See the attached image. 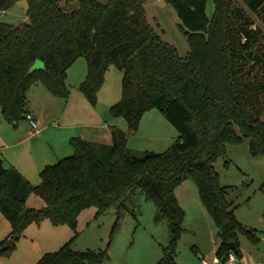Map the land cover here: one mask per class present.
<instances>
[{
	"label": "trees",
	"instance_id": "16d2710c",
	"mask_svg": "<svg viewBox=\"0 0 264 264\" xmlns=\"http://www.w3.org/2000/svg\"><path fill=\"white\" fill-rule=\"evenodd\" d=\"M18 1L0 0V9ZM26 1L28 21H0V112L5 120L18 126L26 119L28 93L38 80L54 95L68 97L67 69L83 55L88 72L80 88L92 103L107 70L116 66L123 71V90L110 108L112 115L124 117L134 132L144 113L157 108L179 135L167 150H147L142 156L131 154L128 134L118 127L112 129L111 144L72 137L74 153L46 165L38 185L15 167L1 166L0 211L12 226L9 238L17 242L31 223L45 218L76 229L80 213L90 206L102 214L117 205L121 213L125 201L142 190L170 224L169 245L159 264H176L185 219L176 188L191 179L217 227L218 255L225 258L234 241L241 256L240 234L257 244L258 231L236 215L238 205L230 199L236 188L222 185L215 167L227 145L245 137L251 154L264 157L263 32L244 8L235 0H214L209 16L208 0H164L188 36L189 50L181 55L150 23L147 0ZM243 2L264 15V0ZM38 58L45 67L33 69ZM31 193L44 198L45 206H28ZM74 238L36 264H104L109 258L107 249L76 250Z\"/></svg>",
	"mask_w": 264,
	"mask_h": 264
},
{
	"label": "rangeland",
	"instance_id": "374dc122",
	"mask_svg": "<svg viewBox=\"0 0 264 264\" xmlns=\"http://www.w3.org/2000/svg\"><path fill=\"white\" fill-rule=\"evenodd\" d=\"M70 1L63 0L62 4ZM235 1L244 8L254 26L262 30L260 42H264V15L249 10L243 0ZM145 6L154 28L175 45L181 55H186L190 47L188 36L180 29V19L173 6L164 0H147ZM207 12L212 16L214 0H208ZM0 21L14 25L28 21L27 1L19 0L9 10L0 9ZM260 45L264 47V43ZM44 67L45 62L40 58L33 65V69ZM87 72L88 62L83 55L68 67L67 84L71 90L68 97L54 95L41 80L31 87L27 107L39 117V131L34 134L27 118L14 126L0 112V164L3 168L15 167L32 184L38 185L46 165L74 153L72 137L107 141L112 136L109 123L125 129L128 147L135 156H142L147 150L162 152L174 143L176 139L170 128L177 134L178 131L157 108L144 113L134 132L129 131L124 117L112 115L111 106L122 99L123 72L120 68L112 66L107 70L96 103H92L80 88ZM215 167L221 184L236 188L230 198L238 205L237 217L245 226L257 228L264 239V157L251 154L250 139L245 137L241 143H229L226 156L220 157ZM176 195L185 210L184 232L177 244V264H200L203 260L195 245L211 259L220 242L217 227L193 180L181 183ZM27 204L41 208L46 202L31 193ZM73 237L72 245L76 250L107 249L109 258L104 264H159L163 248L169 245L170 224L155 202L139 190L125 201L121 213L117 205L102 214H98L96 206L84 209L76 229L67 223L54 225L49 218L39 224L31 223L11 252L3 255L1 264H36L43 253L56 251ZM240 247L241 257H245L242 264L264 263V253L245 234H240Z\"/></svg>",
	"mask_w": 264,
	"mask_h": 264
},
{
	"label": "crops",
	"instance_id": "0c3cea01",
	"mask_svg": "<svg viewBox=\"0 0 264 264\" xmlns=\"http://www.w3.org/2000/svg\"><path fill=\"white\" fill-rule=\"evenodd\" d=\"M123 72V71H122ZM29 112L30 113H32L33 115H34V117L36 118V120L38 121L39 120V117H38V115L36 114V112L34 111V110H31V109H29ZM39 122V121H38ZM109 126H110V131H111V133H112V129H113V127L115 126V124H113V123H109ZM122 130H124L125 131V129H123V128H121ZM172 131V134H173V138L174 139H177L178 138V135H179V132H178V134L174 131L173 132V128L171 129L170 128V132ZM98 142H100V141H98ZM102 143H106V144H111L112 143V136H111V139H108L107 141H104V142H102ZM25 176V175H24ZM29 198V197H28ZM231 199V198H230ZM178 200H179V202H180V198L178 197ZM28 201V200H27ZM234 201V200H233ZM235 202V201H234ZM45 206V205H44ZM237 209V208H236ZM239 219V218H238ZM240 220V219H239ZM241 221V220H240ZM242 222V221H241ZM243 223V222H242ZM249 228V227H248ZM253 229H256L257 231H258V235L260 236V238L262 239V236H261V234H260V231L257 229V228H253ZM11 231H12V226H11V224H10V221L3 215V213L0 211V245L1 244H4V242L7 240V239H9V237H10V233H11ZM183 234V233H182ZM220 243V242H219ZM196 247H198V250H199V252H200V254H201V259L203 260V258L204 257H208L207 256V254H205L203 251H202V249H201V247H199L198 245H195ZM218 247H219V244H218ZM218 247H217V249H216V252H217V250H218ZM240 249H241V247H240ZM39 250L40 249H38V251H37V254H38V257L40 256V253H39ZM242 251V250H241ZM43 254H45V253H43ZM42 254V255H43ZM41 255V256H42ZM40 256V257H41ZM242 256V255H241ZM241 256H239V257H241ZM2 257H3V255H0V264L1 263H3V260H2ZM39 257V258H40ZM242 258V257H241ZM243 262H245V257L244 258H242V262H241V264L243 263ZM259 262V261H258ZM262 262V261H261ZM176 264H177V261H176ZM200 264H204L203 262L201 263L200 262Z\"/></svg>",
	"mask_w": 264,
	"mask_h": 264
},
{
	"label": "built area",
	"instance_id": "2783aa9c",
	"mask_svg": "<svg viewBox=\"0 0 264 264\" xmlns=\"http://www.w3.org/2000/svg\"><path fill=\"white\" fill-rule=\"evenodd\" d=\"M26 118L31 124V133L34 134L35 132H38L39 122L36 120L34 115L29 112ZM203 262L204 264H241L242 258L239 257L234 250H230V252H228L225 256V258L216 253L211 259H209L208 257H204ZM257 264L264 263L259 261Z\"/></svg>",
	"mask_w": 264,
	"mask_h": 264
},
{
	"label": "water",
	"instance_id": "95a60500",
	"mask_svg": "<svg viewBox=\"0 0 264 264\" xmlns=\"http://www.w3.org/2000/svg\"><path fill=\"white\" fill-rule=\"evenodd\" d=\"M252 56H253V55H250V57H252ZM1 166H2V164H0V167H1ZM15 245H16V241H15L14 239H12V238H9V239H7V240L4 242V244H2V245L0 246V252H2V251H6V250H9V249L15 247ZM228 246H229V249H230V250H234V251L237 250V246H236V243H235L234 241H230V242L228 243ZM256 247H257L260 251H262V252L264 253V239H261V240L256 244Z\"/></svg>",
	"mask_w": 264,
	"mask_h": 264
}]
</instances>
